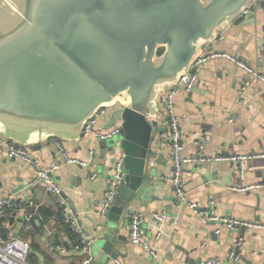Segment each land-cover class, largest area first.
<instances>
[{"label":"water","instance_id":"95a60500","mask_svg":"<svg viewBox=\"0 0 264 264\" xmlns=\"http://www.w3.org/2000/svg\"><path fill=\"white\" fill-rule=\"evenodd\" d=\"M260 16L261 0H0V133L35 150L78 140L101 107L111 109L103 128L118 125L112 141L97 139L109 171L121 158L124 182L95 222L96 261L118 258L123 210L163 175L154 166L167 130L162 93L231 23H251L264 56Z\"/></svg>","mask_w":264,"mask_h":264},{"label":"crops","instance_id":"0c3cea01","mask_svg":"<svg viewBox=\"0 0 264 264\" xmlns=\"http://www.w3.org/2000/svg\"><path fill=\"white\" fill-rule=\"evenodd\" d=\"M261 3L264 4V0ZM258 18L257 24H263L264 17ZM252 30L253 25L249 22L231 23L219 32L222 38L216 39L211 48L235 53L264 73V56L257 51ZM247 76L229 59L211 57L201 66L194 87L175 94V111L185 115L180 120L185 153H195L199 148L206 155L264 151V81L251 78L249 85L239 93L238 88ZM158 107L161 111L159 124L166 126L162 99L158 101ZM110 110L96 127L103 128ZM166 135L167 130L157 136L159 161L154 162L155 168L163 172L162 177H151L121 214L117 233L126 239L117 259L123 264H198L208 256H216L223 259L221 264H264V226L241 231L243 240L237 248L241 259L229 261L226 255L237 233L226 228L216 232L217 223L206 225L187 204H178L174 187L168 180L172 163L169 147L163 144ZM63 141L71 155L88 161L86 166L62 163L53 176L69 207L78 215L81 227L95 238L91 246L94 258L98 234L93 228L97 220L104 218L99 207L110 171L103 166L105 159L100 157V147L92 134ZM89 149H93V155L89 154ZM33 151L40 157L38 166L10 157L0 147V197L16 192L33 197L37 202L29 227L24 226V219L19 215L13 229L5 234L17 232L22 237L24 232L23 238L31 246L30 264H65L84 254L73 248L75 243H71L70 234L59 220L54 196L43 186L33 191L27 187L28 179L38 167L47 168L53 162L61 161V154L51 138ZM93 172L96 175L92 177ZM257 181H264L263 157L247 162L243 178H239L234 165L228 161L191 163L185 166L182 174V185L190 201L205 206L212 200L218 213L264 224V187L247 191L229 188L230 185ZM133 211L141 212L145 223L157 225L162 230L158 238L148 232V241L155 248L156 256L129 240V220ZM156 211L166 215L161 224L152 218ZM47 212L51 215L46 216ZM56 245L65 247V250L56 249ZM91 264H114V260L102 257L99 261L94 259Z\"/></svg>","mask_w":264,"mask_h":264},{"label":"built area","instance_id":"2783aa9c","mask_svg":"<svg viewBox=\"0 0 264 264\" xmlns=\"http://www.w3.org/2000/svg\"><path fill=\"white\" fill-rule=\"evenodd\" d=\"M222 38L221 33H218L217 40ZM211 57H225L241 67L246 74L247 78L240 84L238 92L241 93L250 83L251 78H256L264 81V73L261 72L256 66L247 63L240 56L235 53L229 52L225 49L211 48L203 51L191 64L188 72L181 75L178 82L168 91L162 93V102L164 104V114L166 116L167 135L163 144L169 147L172 173L168 176V180L174 187L175 195L178 204H187L193 212L199 215L204 224L214 222L218 224L215 231L219 232L220 228L237 233L236 238L233 240L232 246L226 255L229 261H239L241 259L238 247L243 240L241 229H258L263 228L264 224L257 220L241 218L232 214L218 213L215 209L214 202L211 200L205 206H199L196 202L190 201L186 197V192L182 185V174L186 165L191 163L205 162V161H228L235 167L236 173L239 178H243L248 161L256 158H264V151H253L247 153H217L206 155L202 152L201 148L195 153H185L183 144V130L180 125V120L185 116L178 114L175 111L174 96L180 91H190L198 80V72L203 63ZM109 107H101L96 113L86 121L83 127V133L92 134L94 139L112 138L118 131V125L115 124L109 128H98L96 124L102 118H105ZM51 140L56 145L61 154V161L53 162L47 168L38 167L35 174L28 179L27 187L29 190H34L39 186H43L47 192L54 196L56 205L61 208V221L62 223L75 235L76 242L73 248L83 252V256L70 261L65 264H91L94 260L91 252L95 238L88 235L81 227L78 215L69 207L66 198L63 196L61 186L53 176V172L59 168L62 163H72L81 166H86L88 161L69 153L65 147V143L61 139L52 137ZM0 147H3L8 156L18 158L31 165L38 166L40 157L34 153L29 147L18 144L14 140L4 137L0 133ZM201 147V146H200ZM93 149H89V154L93 155ZM93 172L91 176H95ZM124 182V169L122 167L121 158L115 159L112 164L110 175L107 177L106 189L102 202L99 207V212L105 215L109 207L114 202L119 187ZM264 187V181L238 183L230 185L229 188L237 191H247ZM37 206V202L33 197H24L20 194L13 192L0 197V264H30L28 261L29 253L31 251L30 242L20 235L1 233L3 228L5 231L12 230L20 215L24 219V226L29 227L30 219L32 218L33 211ZM152 218L160 224L166 219L163 212H153ZM148 232H152L156 238L160 237L162 230L159 226H150L145 223L143 214L139 211H133L130 214L128 238L131 242L141 245L143 248L156 256L155 248L148 241ZM56 249L62 251L65 247L56 245ZM114 264H123L118 259H113ZM222 258L216 256H208L198 262V264H221Z\"/></svg>","mask_w":264,"mask_h":264},{"label":"trees","instance_id":"16d2710c","mask_svg":"<svg viewBox=\"0 0 264 264\" xmlns=\"http://www.w3.org/2000/svg\"><path fill=\"white\" fill-rule=\"evenodd\" d=\"M160 52V51H159ZM58 217H59V220H60V222H61V224H63L62 223V221H61V208L60 207H58ZM46 216L48 215V216H50L51 215V213L50 212H47V214H45ZM33 224H35V221L33 222ZM63 226L65 227V230L66 231H68V233L70 234V241H71V243H75L76 242V240H75V235L72 233V232H70V230L63 224ZM37 228V227H36ZM32 255V253L30 252L29 253V256H31Z\"/></svg>","mask_w":264,"mask_h":264},{"label":"rangeland","instance_id":"374dc122","mask_svg":"<svg viewBox=\"0 0 264 264\" xmlns=\"http://www.w3.org/2000/svg\"><path fill=\"white\" fill-rule=\"evenodd\" d=\"M112 141V138L110 139ZM22 237L24 236V232L21 233ZM95 250L97 249L96 246H94Z\"/></svg>","mask_w":264,"mask_h":264}]
</instances>
